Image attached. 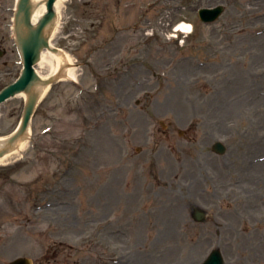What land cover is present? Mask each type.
<instances>
[{"label":"rangeland","instance_id":"rangeland-1","mask_svg":"<svg viewBox=\"0 0 264 264\" xmlns=\"http://www.w3.org/2000/svg\"><path fill=\"white\" fill-rule=\"evenodd\" d=\"M60 22L77 80L0 162V264H197L213 247L264 264V0H65ZM179 22L192 33L167 39ZM23 105H0V135Z\"/></svg>","mask_w":264,"mask_h":264},{"label":"water","instance_id":"water-1","mask_svg":"<svg viewBox=\"0 0 264 264\" xmlns=\"http://www.w3.org/2000/svg\"><path fill=\"white\" fill-rule=\"evenodd\" d=\"M53 2L54 0L46 1L47 12L39 19L38 24L36 26H33L30 24L32 7L30 0L19 1V11L17 14V19L19 20V30H21L19 38L24 52L25 71L24 75L16 83L7 86L0 92V101L20 90L29 92V95L21 129L17 134H15V136L8 140L9 145H11L14 141L17 140L20 135L23 134V131L27 124L29 113L32 111V108L34 107L37 99V95L34 92H30V89L27 86L28 83H30L31 78L28 71L30 70L31 63H33V61H35V59L38 57L37 55L40 47L47 46V36H44V31L45 29H49L55 16L52 7ZM200 13L202 16H205L206 19H212L217 15V12L215 13L214 10L207 9L201 10ZM23 28H27L28 32L26 34H24ZM9 264H30V261L26 258H20Z\"/></svg>","mask_w":264,"mask_h":264},{"label":"bare ground","instance_id":"bare-ground-1","mask_svg":"<svg viewBox=\"0 0 264 264\" xmlns=\"http://www.w3.org/2000/svg\"><path fill=\"white\" fill-rule=\"evenodd\" d=\"M32 1H33V5L35 6L34 7L35 10H34V14H33V23H35L37 21V19L45 11V0H32ZM64 3H65V0H56L55 9L57 10L58 14H59V12L62 11V7H63ZM56 30L57 29L55 28L54 31L52 32L51 36H53L55 34ZM51 57L54 58L55 62H56V64L54 65V68H52L53 73H55V71L58 69L61 62L67 60V62L70 63L71 61H73V59L68 55L59 54V52L53 54L51 51H48V52L44 51L41 53L39 64L49 67L50 65H52L51 64ZM74 76H75V68L74 67H68L66 69L65 77L66 78H74ZM24 146H25V143L23 142L20 145V147L17 149V151H15V153H17V152L20 153L23 150ZM6 156L0 158V160L5 158Z\"/></svg>","mask_w":264,"mask_h":264},{"label":"clouds","instance_id":"clouds-1","mask_svg":"<svg viewBox=\"0 0 264 264\" xmlns=\"http://www.w3.org/2000/svg\"><path fill=\"white\" fill-rule=\"evenodd\" d=\"M193 31V26L191 24H184L183 22L180 24V25H177L174 29H173V32L168 34L166 36L167 39L171 40V39H174V38H177L176 37V33L177 32H180L183 34L184 38L186 39L187 36H189ZM148 35H152V32L149 31L147 33ZM180 44L183 45L185 40L184 39H180ZM262 160H264V158H261Z\"/></svg>","mask_w":264,"mask_h":264},{"label":"flooded vegetation","instance_id":"flooded-vegetation-1","mask_svg":"<svg viewBox=\"0 0 264 264\" xmlns=\"http://www.w3.org/2000/svg\"><path fill=\"white\" fill-rule=\"evenodd\" d=\"M0 3H2V1L0 0ZM4 16L0 14V23L3 21ZM7 46V40L5 38L4 35H2L0 37V57L5 55L7 53L8 48ZM7 63V61H5V64Z\"/></svg>","mask_w":264,"mask_h":264}]
</instances>
